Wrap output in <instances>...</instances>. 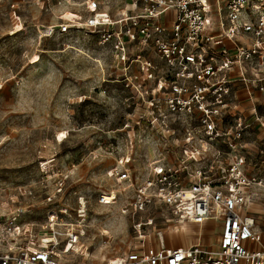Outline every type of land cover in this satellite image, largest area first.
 <instances>
[{
	"label": "rangeland",
	"instance_id": "obj_1",
	"mask_svg": "<svg viewBox=\"0 0 264 264\" xmlns=\"http://www.w3.org/2000/svg\"><path fill=\"white\" fill-rule=\"evenodd\" d=\"M108 6L112 14L123 9L120 1ZM89 15L82 0H0V222L19 209L23 228L31 225L10 235L9 243L0 237V252L14 242L37 248L39 238L49 234L41 226L51 210L83 230L80 254L68 257L72 263L107 264L140 242L153 248L161 242L166 247L216 242V220L186 221V236L172 242L177 217L159 206L133 212L127 205L130 189L110 174L119 158L131 157L125 167L140 180L148 161L164 156L172 163V152L182 151L156 148L171 135L156 134L143 122L162 73L142 72L138 62L126 69L129 61L116 58L97 29L72 27ZM60 24L70 29L62 33ZM135 58L158 62L151 50L131 47L129 59ZM255 135L245 136L248 145L240 152L252 173L264 174V149L249 145ZM109 192L116 193V204L100 205L99 195ZM252 192L256 202L247 209L261 214L264 190Z\"/></svg>",
	"mask_w": 264,
	"mask_h": 264
},
{
	"label": "built area",
	"instance_id": "obj_2",
	"mask_svg": "<svg viewBox=\"0 0 264 264\" xmlns=\"http://www.w3.org/2000/svg\"><path fill=\"white\" fill-rule=\"evenodd\" d=\"M116 1L123 9L112 15L108 5ZM82 5L90 15L73 28L97 29L115 57L129 61L126 69L138 62L142 72L162 73L143 122L156 134L171 135L156 148L182 151H171L172 163L164 156L148 161L149 171L140 180L125 167L131 157L119 158L110 174L130 189L127 205L133 212L159 206L179 220L220 224L214 243L166 247L161 242L153 248L140 242L107 264H264V212L245 209L247 202H256L253 194L258 198L252 188L264 190V177L246 172L249 163L240 152L254 122L264 130V104L260 112L249 98L246 114L238 96L240 89L249 97L254 89L264 94V0H82ZM69 29L59 25L62 33ZM131 47L151 50L158 62L129 59ZM111 193H101L98 203L116 204ZM22 213L17 209L2 218L0 237L7 243L31 227L23 228ZM41 228L49 234L39 238L37 248L8 244L0 264H86L68 260L80 254L79 225L51 210Z\"/></svg>",
	"mask_w": 264,
	"mask_h": 264
},
{
	"label": "crops",
	"instance_id": "obj_3",
	"mask_svg": "<svg viewBox=\"0 0 264 264\" xmlns=\"http://www.w3.org/2000/svg\"><path fill=\"white\" fill-rule=\"evenodd\" d=\"M112 15H114V14H112ZM173 16H174L173 11H170L167 14V16L165 17V22L168 23V25L171 23ZM250 93L252 95L251 97L248 96L249 92L247 90L240 89L238 91L239 100H240V103H242L241 104L242 110H244L245 113L248 114L250 112L251 102L253 99V102L258 106V110L261 112L262 111V105L264 104V94L260 93L259 91L255 90V89L253 91H251ZM249 98H251V102L248 100ZM252 134H256V135L258 134V135L257 136L255 135L256 136L255 140L252 141L251 143H249V145L254 146V149H258V148L264 149V130L259 128L258 124H256L255 122L253 123V128L251 129V131H249V133L247 135L250 136ZM257 138H259V139H257ZM244 140H245V138H244ZM258 140H260V141L258 142ZM244 144L248 145L247 143H244ZM262 158H263L262 156L258 157V159H260V160ZM258 159L254 158V161H255L254 165H256ZM248 168L249 169L246 170V172L248 174H259V175L264 177V174L262 172L252 173L253 168H252L250 163L248 165ZM247 208H249L248 205L245 208L248 213H255L254 211H250V209H247ZM219 233H220V224H219V228H218V235H219Z\"/></svg>",
	"mask_w": 264,
	"mask_h": 264
},
{
	"label": "bare ground",
	"instance_id": "obj_4",
	"mask_svg": "<svg viewBox=\"0 0 264 264\" xmlns=\"http://www.w3.org/2000/svg\"><path fill=\"white\" fill-rule=\"evenodd\" d=\"M64 27L67 28V25H65ZM108 195H115L114 193H111V194H108ZM108 196L107 199H112V197ZM249 204V202L246 203V205ZM186 224H188V222H186L185 220H179L177 221V225L179 226H174V228L172 229L171 233H170V238H171V241L173 242V240L176 238V237H179V236H186ZM189 231V230H188ZM102 233H109L108 230L106 229H102ZM89 255V254H88Z\"/></svg>",
	"mask_w": 264,
	"mask_h": 264
}]
</instances>
